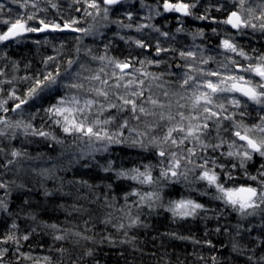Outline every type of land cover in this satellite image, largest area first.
Wrapping results in <instances>:
<instances>
[{
  "label": "snow or ice",
  "instance_id": "1",
  "mask_svg": "<svg viewBox=\"0 0 264 264\" xmlns=\"http://www.w3.org/2000/svg\"><path fill=\"white\" fill-rule=\"evenodd\" d=\"M140 2L142 7H150L144 4V0ZM10 3L18 5L19 9H28L30 5L32 11L18 12L15 18L0 19V25L3 26L0 28V46L3 48L13 43H23L29 34H43V40H32L35 44L50 43L51 39L56 38L50 34L82 35L74 37L77 42L75 55L68 58L64 66L59 59L64 48V41H61L60 49L53 45L57 54L43 59V67L35 72H31V65L26 64L24 67L29 70V74L6 79L4 68H0V113H4L0 115V138L15 139L19 130L25 136L51 137L57 143H63L52 133L43 130V124L51 122L65 135L73 137L74 141H84L86 138L93 151L109 152L112 146L117 145L154 156L157 163L149 161L134 164L127 169H115L113 162L109 161L103 168L106 173L115 172L117 180L132 181L140 186L125 191V205L120 211L129 222L127 226L120 223L117 226L118 231L125 227H147L141 222L138 214L132 216V208L147 207L154 210L157 207H165L161 203L164 188L174 186L181 180L191 184L190 174L195 176V182L206 184V189L199 192L201 196L208 195V190L214 189L211 199L220 201L242 218L256 215H262L264 218V52L252 48L255 55H251L236 40L237 36L249 35L246 31L249 29L251 34L258 32L264 35V0H215V3L210 2L200 15L194 10L201 5L202 0H163L159 5L163 13H178L177 20L181 24L185 17L209 21L216 25L211 28L212 35L220 37L219 44L215 46L219 49L216 54L205 55L210 50L198 46L180 50L178 56L183 64L177 63L175 68L183 71L166 73L176 77L174 83L163 80V73L154 75L136 68L135 58L130 55L124 59L109 55L112 40L104 44V54L95 55L91 48L83 50L84 56L100 62L101 66L93 70L81 60L80 45L83 36L103 38L104 33H101L99 28L93 25L88 28L79 27V18L64 20L63 23L40 18L37 13L47 10L40 7L41 0H10ZM72 3L83 5L82 8L76 7L75 11L82 12L84 17L105 21L106 23L101 25L103 28L115 24L117 31L114 36L125 44H134L142 50L149 49L150 45L142 40L120 34V30L133 28L131 21L134 17L131 11L124 12L128 23L119 17L110 19V16H117L122 12L128 0H72ZM47 4L53 9L59 7L53 0H47ZM213 9L223 13V17L211 16ZM4 10L5 4L0 2V14ZM7 11L11 13L12 9ZM163 13L156 11L155 15L160 16ZM221 25L225 27L221 28ZM144 28H151L164 37L169 35L151 24H137L135 31L141 32ZM229 29L234 30V34ZM183 30L179 27L176 32ZM196 36L203 38L204 29L197 30L193 38ZM168 52L176 53L177 49L161 47L157 42L153 56L161 57L162 53ZM218 56L223 58L217 59ZM8 58L7 52L0 54V60ZM138 62L142 66L147 63L157 67L165 63L163 59L149 57ZM210 64L216 66L210 67ZM168 67L171 69L172 65L169 64ZM12 68L18 71L19 65L14 62ZM85 72L90 74L84 75ZM157 81L163 82L156 83ZM18 83L26 86L22 94L16 86ZM5 84L12 85L6 98L3 97ZM154 87L163 90L162 95L167 103L160 99L161 93L153 91ZM173 97L177 98L175 104L172 103ZM111 110H115V113L112 114ZM9 111L21 119L13 120L7 116ZM251 112H256L258 119L247 123L245 117L250 116ZM41 113L43 123L38 128L32 121L40 117ZM105 113L109 114L105 116ZM25 114L30 117L27 122L23 119ZM132 121L136 122L135 125ZM125 132L128 134L125 135ZM213 139L217 142L213 143ZM224 145H227V152L220 151ZM209 149L212 153L220 152V156L238 163H232L229 169L226 164L219 162L218 157L209 155ZM0 153H4L3 148H0ZM10 155L13 159L0 166L6 168L24 153L13 149ZM256 163L259 166L255 168V174H252L249 167H255ZM157 166L158 176L153 174ZM237 168L242 172L240 179L243 182L238 183L237 176L233 174ZM80 183L91 187L86 181ZM6 187V183L0 182V188ZM108 187L111 188L112 185L109 184ZM145 187L150 190H143ZM191 190L196 191L195 188ZM45 195L52 193L46 192ZM129 197L137 199L129 203ZM165 210L170 212L174 219H183L194 217L200 211L209 209L196 200L181 197L178 200H170ZM0 211H9L8 203L2 198ZM104 223L110 221L105 220ZM44 227L61 233L54 235L55 241H63L70 234L83 240L91 239L79 231L72 232L70 229L61 228L56 223L45 224ZM12 230H18L15 222L11 224V229L0 237V264H4V256L10 251L2 245L9 243L16 245L18 262L22 258L32 261V264H41V258L21 251L20 241H28L32 233L17 236ZM216 231L221 230L217 228ZM237 234L239 235V232ZM105 239L111 242L110 237ZM208 243L211 245L210 241ZM261 244H264V241H261ZM233 250H238L237 245H233ZM59 251L63 254L65 249L60 248ZM85 255L92 256L93 252L89 250ZM42 259L45 264H52L51 257L44 256ZM247 259L253 264H264V255L259 257V261L253 256H248ZM212 261L217 264V257L213 256Z\"/></svg>",
  "mask_w": 264,
  "mask_h": 264
},
{
  "label": "trees",
  "instance_id": "2",
  "mask_svg": "<svg viewBox=\"0 0 264 264\" xmlns=\"http://www.w3.org/2000/svg\"><path fill=\"white\" fill-rule=\"evenodd\" d=\"M0 2L5 4V10L0 14V19L15 18L18 12L32 11L30 5L28 9H19L18 5L11 4L10 0H0ZM53 2L58 4V9L49 7L47 0H41L40 7L47 10L37 13V15L58 23H63L64 20L71 18H79L81 20L79 27L88 28L93 25L99 28L101 33H104L103 38L83 36L80 45L82 48L81 60L93 70L101 66L100 62L92 61L90 57L84 56L83 50L91 48L95 55L104 54V44L108 40L113 41L108 51L109 55L120 59L130 55L135 58L136 68H141L142 71L154 75L163 73V80L173 83L176 77L168 76L166 73L168 71H183V69L175 68L177 63L183 64L178 56L180 50H189L198 46L210 50L205 55L216 54L219 51L215 46L219 44L220 37L212 35L211 32V28L216 25L209 21L194 20L191 17L183 18L184 22L181 24L177 20L178 13H163L162 7L159 6L163 0H144V4L150 7H142L140 0H128L121 13H118L117 16H110V19L119 17L128 23L124 12L131 11L134 17L131 21L133 28L120 30V34L140 39L149 44V49L145 50L137 48L134 44L127 45L115 37L114 33L117 31L115 24L103 28L101 25L106 23L105 21L100 18L93 20L92 17H84L82 12L75 11L76 7L82 8L83 5L73 4L72 0H53ZM210 2L215 3V0H202L201 5L194 10L195 13L203 14L204 8ZM9 8L12 9L11 13L7 11ZM156 11L163 14L157 16L155 15ZM210 15L218 18L223 17V13H218L214 9ZM137 24L154 25L160 28L161 32H167L169 35L161 36L151 28H144L141 32H137L135 31ZM2 27L0 25V28ZM179 27L184 30L177 33L176 29ZM220 27L225 26L221 25ZM201 28L204 29L205 36L203 38L196 36L194 39V34ZM229 31L234 34V30L229 29ZM246 31L250 34L243 37L237 36V42L251 55H255L252 53V48L264 52V35L258 32L251 34L250 29ZM50 35L56 38L51 39L48 44L32 42L34 39L43 40V34L40 36L29 34L28 38L19 45L13 43L7 48L0 46V54L7 52L9 57L0 60V68H4L6 72L5 78L12 79L13 76L20 77L29 74V70L24 67L26 64L31 65V72L41 69L43 59L57 54L53 45L56 49H60L61 41H64V48L59 57L62 66L66 64L68 58L74 57L77 47L74 37L82 34ZM157 42L164 48H176L177 52L162 53L161 57H154ZM145 57L163 59L165 63L159 67L147 63L142 66L138 61L144 60ZM222 58L217 57V59ZM14 62L19 65L18 71H14L12 68ZM169 64L172 65L171 69L168 67ZM209 66L215 67L216 65L210 64ZM108 71L110 72V70ZM89 74L88 72L84 73V75ZM162 82L157 81L156 83ZM16 86L20 89V94L26 88L25 85L19 83ZM3 87L5 89L3 97L6 98L7 91L12 85L5 84ZM153 91L161 93L160 99L165 103L168 102L162 95V89L154 87ZM176 99V97L172 98L173 104ZM11 105L10 101L9 107ZM111 113L114 114L115 110H111ZM108 114L105 113V116ZM0 115H4V113H0ZM7 116L13 120L21 119L11 111L7 113ZM42 116L43 113L35 121H32L38 128L43 123ZM23 119L27 122L30 117L25 114ZM257 119L256 112H251L250 116L245 117L247 123H252ZM131 123L135 125L136 122L132 121ZM112 128L114 130L115 125ZM43 130L52 133L63 143H57L51 137L25 136L19 130L15 139L0 138V148L4 149V153H0V165H5L8 160L13 159L10 155L13 149L24 153L6 168L0 166V182L7 184L6 188H0V198L8 203L9 209L8 212L0 211V237L11 229L13 222L18 226V230H12L17 236L32 233L28 241H20L21 251L41 258V264H45L42 259L44 256L51 257L52 264H213V256L217 257V264H253L247 259L248 256H253L256 261H259V257L264 255V244H261V241H264V226H262L264 218L262 215L242 218L220 201L211 199L215 192L214 189L208 190V195L201 196L199 192L205 190L207 186L204 182H195V176L192 174L189 175L191 184L181 180L174 186L169 185L164 188L161 203L165 207H157L154 210L147 207L132 208V216L135 217L138 214L141 222L147 227L131 229L125 227L118 231L117 226L120 223L127 226L129 222L128 218L120 211L125 205L123 199L125 191H131L132 187L140 186L132 181L117 180L115 172L106 173L103 168L108 165L109 161L113 162L115 169L121 167L127 169L134 164L148 163L149 161L157 163V159L147 152L139 153L136 149L117 145L112 146L109 152L93 151L92 148L86 149L88 144L86 138L84 141H74L73 137L65 135L51 122L44 123ZM127 134L125 132V135ZM213 136H215L214 132ZM212 142L217 141L213 139ZM187 146L191 147L192 145ZM220 151L227 152V145H224ZM208 154L218 157L219 162L226 164L229 169L232 163H238V161L220 156V152L212 153L209 149ZM258 166V163L255 164V167L250 166L249 171L255 174V168ZM153 174L159 175L158 166ZM233 174L237 176L238 183L243 182L240 179L242 177L241 170L237 168ZM81 181H86L91 187L81 184ZM109 184L112 185L111 188L108 187ZM229 186H231V182H229ZM192 188H195L196 191H192ZM143 190L150 189L145 187ZM46 192L52 193V195L46 196ZM181 197L196 200L209 210L200 211L194 217L174 219L165 208L170 200H178ZM136 199V197H129V203ZM69 213L71 214L69 215ZM105 220H109L110 223L105 224ZM51 223H56L61 228L70 229L72 232L79 231L91 239L83 240L70 234L63 241H55L54 235L61 233L44 227L45 224ZM217 228L221 231L217 232ZM33 229L36 231L33 232ZM106 237H110L111 242L105 239ZM122 241L130 242L122 243ZM209 241L211 245H209ZM234 244L237 245V251L233 250ZM2 247L10 249L4 256V264H32V261L22 258L19 262L17 261L16 245L9 243ZM60 248L65 249L63 254L59 251ZM89 250L93 252L92 256L85 255Z\"/></svg>",
  "mask_w": 264,
  "mask_h": 264
},
{
  "label": "rangeland",
  "instance_id": "3",
  "mask_svg": "<svg viewBox=\"0 0 264 264\" xmlns=\"http://www.w3.org/2000/svg\"><path fill=\"white\" fill-rule=\"evenodd\" d=\"M86 146H87V147H85L86 149H87V148H90L88 144H87Z\"/></svg>",
  "mask_w": 264,
  "mask_h": 264
}]
</instances>
